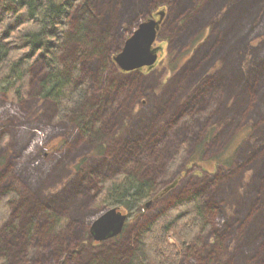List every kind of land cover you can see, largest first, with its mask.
<instances>
[{
    "label": "rangeland",
    "instance_id": "rangeland-1",
    "mask_svg": "<svg viewBox=\"0 0 264 264\" xmlns=\"http://www.w3.org/2000/svg\"><path fill=\"white\" fill-rule=\"evenodd\" d=\"M88 1L92 29L106 36L101 51L70 43L61 56L87 83L84 105L57 118L39 94L41 61L24 99L0 90V196L13 195L0 233L33 223L25 220L34 202L65 218L52 240L46 209L39 212L38 231L16 239L0 264H125L148 222L192 193L201 196L203 227L176 264H264V0ZM157 9L156 64L120 70L112 56ZM173 98L178 108L168 112ZM123 172L151 179L160 194L117 235L93 242L92 222L114 206L95 204L98 181Z\"/></svg>",
    "mask_w": 264,
    "mask_h": 264
},
{
    "label": "trees",
    "instance_id": "trees-1",
    "mask_svg": "<svg viewBox=\"0 0 264 264\" xmlns=\"http://www.w3.org/2000/svg\"><path fill=\"white\" fill-rule=\"evenodd\" d=\"M247 2L249 5L251 0ZM71 18L75 19L73 34L68 33ZM96 20L88 0H0V90L12 101L24 99L30 88L32 66L41 61L44 74L39 83L40 96L53 101L57 118L65 120L70 117L84 105L88 89L87 83L80 79L79 66L67 68L61 56L70 43H88L97 52L101 51L106 36L104 33L95 34L92 27ZM177 99L173 98L166 105L168 112L178 108ZM173 102L176 105L171 109ZM95 129L96 126L92 125L84 129L83 134L91 136ZM98 184L95 204L108 203L128 215L147 208L160 194L151 179L135 172H123L116 178L102 177ZM12 197L8 191L0 196V228L10 215ZM63 201H60L62 207ZM259 202L264 207V199ZM29 207L34 210L25 222L31 217L33 223H27L22 229L12 225L7 227L8 231L0 233L2 257H7L8 252L19 246L16 239L21 240V235L31 236L38 231L34 222L45 209L43 229L47 230L46 237L52 240L60 237L57 235L63 230L65 218L47 211L44 206L38 208L36 202ZM203 221L199 194L177 199L148 222L137 236L136 246L125 264H176L183 250L203 227ZM259 225V229L264 228V217L260 218ZM13 232L18 237H13Z\"/></svg>",
    "mask_w": 264,
    "mask_h": 264
},
{
    "label": "water",
    "instance_id": "water-1",
    "mask_svg": "<svg viewBox=\"0 0 264 264\" xmlns=\"http://www.w3.org/2000/svg\"><path fill=\"white\" fill-rule=\"evenodd\" d=\"M164 15L157 9L152 16L141 21L133 33L126 38L121 50L112 56L113 61L124 72L152 68L158 60L159 46L155 45L157 31ZM127 214L118 207L110 206L98 216L90 227L91 239L102 241L117 235L123 228Z\"/></svg>",
    "mask_w": 264,
    "mask_h": 264
},
{
    "label": "bare ground",
    "instance_id": "bare-ground-1",
    "mask_svg": "<svg viewBox=\"0 0 264 264\" xmlns=\"http://www.w3.org/2000/svg\"><path fill=\"white\" fill-rule=\"evenodd\" d=\"M170 88H172V87H170ZM170 88H169V89H170ZM175 105H176V102H173V104L170 106V107H171V109H172V108H174V106H175ZM139 125H140V124H139ZM139 125H138V126H139ZM34 191H35V193H36V194H39V190H38V189H35ZM65 198H66V200H65V201H66L67 203H69V202H72V201H73V200H72L70 197H66V196H65ZM63 204H66V203H65V202H63Z\"/></svg>",
    "mask_w": 264,
    "mask_h": 264
}]
</instances>
